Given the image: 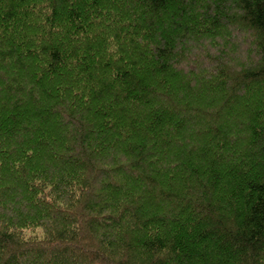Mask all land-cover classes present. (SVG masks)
Returning <instances> with one entry per match:
<instances>
[{
  "label": "trees",
  "instance_id": "obj_1",
  "mask_svg": "<svg viewBox=\"0 0 264 264\" xmlns=\"http://www.w3.org/2000/svg\"><path fill=\"white\" fill-rule=\"evenodd\" d=\"M0 264H264V0H0Z\"/></svg>",
  "mask_w": 264,
  "mask_h": 264
}]
</instances>
